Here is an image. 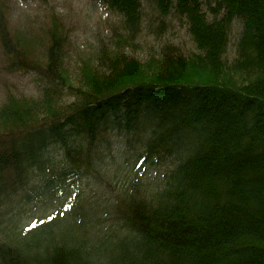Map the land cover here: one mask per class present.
<instances>
[{
  "label": "trees",
  "instance_id": "trees-1",
  "mask_svg": "<svg viewBox=\"0 0 264 264\" xmlns=\"http://www.w3.org/2000/svg\"><path fill=\"white\" fill-rule=\"evenodd\" d=\"M97 1L121 17L112 37L124 44L142 33L150 4L160 28L185 23L196 50L143 60L108 49L106 70L88 57L73 76L65 18L53 10L38 35L13 23V0H0L5 68L42 82L0 104V264H264V0ZM117 143L146 165L114 200L76 192L50 218L24 228L11 219L49 190L30 192L53 169L51 150L109 186L102 158ZM167 158L173 165L148 180L147 165Z\"/></svg>",
  "mask_w": 264,
  "mask_h": 264
},
{
  "label": "rangeland",
  "instance_id": "rangeland-1",
  "mask_svg": "<svg viewBox=\"0 0 264 264\" xmlns=\"http://www.w3.org/2000/svg\"><path fill=\"white\" fill-rule=\"evenodd\" d=\"M13 9V23L31 29L38 35L41 34L42 25L50 20L53 10L65 18L67 24L73 28V46L69 57L73 76L80 70L82 61L88 57L94 58L100 69L106 70L110 61L105 53L108 49L112 52L119 49L127 55H135L143 60L152 54L161 53L165 47L184 54L196 50L187 25L177 19H167L165 27L160 28L157 14L150 4H146L142 33L136 42L126 44L112 37V29H120L121 17L97 0H48L47 3L42 0H13ZM241 29L242 21L235 19L226 54L228 60L235 56V44ZM41 85V79L33 71L7 70L0 54V104L5 101L6 93L36 95ZM50 157L53 169L35 175L30 192H36L42 183H50L49 190L41 192L24 206L15 207L10 213L11 219L18 227H27L46 216L50 218V215L61 209L68 196L76 192H81L80 197L89 202L98 201L107 205L127 186V180L135 173L145 171L143 166L146 165L138 160L134 151H130L126 146L118 147L117 143L114 149L102 158L101 168L103 172H107V180L110 182L108 186L88 176L83 170L65 165L58 151L51 150ZM173 163L172 158H167L155 169H150L147 165V179L157 181ZM99 209L103 211L98 215L108 224L112 223L113 214H104L107 210L102 207Z\"/></svg>",
  "mask_w": 264,
  "mask_h": 264
}]
</instances>
